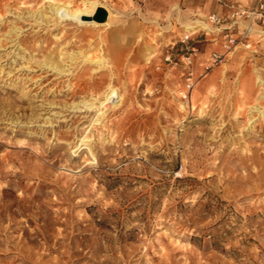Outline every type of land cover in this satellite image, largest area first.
I'll return each mask as SVG.
<instances>
[{
  "label": "rangeland",
  "instance_id": "1",
  "mask_svg": "<svg viewBox=\"0 0 264 264\" xmlns=\"http://www.w3.org/2000/svg\"><path fill=\"white\" fill-rule=\"evenodd\" d=\"M99 1L109 25L48 31L47 0H0V264H264V23ZM82 47L103 66L37 64Z\"/></svg>",
  "mask_w": 264,
  "mask_h": 264
},
{
  "label": "bare ground",
  "instance_id": "2",
  "mask_svg": "<svg viewBox=\"0 0 264 264\" xmlns=\"http://www.w3.org/2000/svg\"><path fill=\"white\" fill-rule=\"evenodd\" d=\"M34 1H38V0H34ZM47 1H48L47 3L50 2L49 6H45V4H44L38 8H34V12H30V15H27L26 18H33L35 23L46 25L45 27H47L48 31H52L53 29H55V30L63 29L64 27H63L62 23L65 20H67V18L71 14H73L74 19L76 20V23H78L79 25H84V24H91L94 26H96V25H109L111 22V19H112L111 11L99 0L85 1V3H87V5H86L87 8L76 9L75 13H72L73 12V6H72L71 2H68V1L63 2L62 0H59V1L47 0ZM100 7H104L108 10V18H107L106 22L100 23V22H97L93 19H86L85 18V17H94V15L96 14L97 10ZM49 12L51 13V15L49 14ZM20 18L24 19L25 16L22 15V16H20ZM51 26H54L53 29L51 28ZM197 26H199V24L198 25L190 24V25L186 26V29L188 31L189 30L191 31V29H195ZM18 31H19V28L16 25H13L10 32H15L17 34ZM55 36L57 37V35H55ZM58 38L59 37H57V39ZM59 51L60 52L58 55L57 54L53 55L52 50L48 51V52L44 53V55H43L44 57L42 56L44 58L43 60L37 61L38 66H40L43 69L50 70V71H52V73L54 72V74H57V76H59L58 78H60L64 75H69L70 70L72 69V65L77 64L78 60L81 57L86 62L85 63L86 65L84 67H82V70H81L82 75L88 73L87 72L88 70L95 71L99 67L103 66L102 65L104 62L103 59H101L99 56H96V57L91 56L90 54H88L86 52V49L83 47L77 53H75L73 51L70 52V55L67 58V60H69L70 64H67L66 63L67 61H65V59H63V57H61V55H63V53H64L63 50L59 49ZM67 52L69 54V51H67ZM91 65H98V67L93 68V70H92ZM48 73L49 72H46L45 75L42 76L41 82L39 84H42L45 80L49 79L50 76L48 75ZM80 79L81 78H79V80ZM35 82L38 83V80L37 81L35 80ZM76 92L77 91H75V90L71 92V94H70L71 98L76 97Z\"/></svg>",
  "mask_w": 264,
  "mask_h": 264
},
{
  "label": "built area",
  "instance_id": "3",
  "mask_svg": "<svg viewBox=\"0 0 264 264\" xmlns=\"http://www.w3.org/2000/svg\"><path fill=\"white\" fill-rule=\"evenodd\" d=\"M221 3H224L227 7L226 12H211L209 14V20L212 23L222 24L225 27V30L230 29L233 24H237L241 19H250L253 22H263L264 23V0H254L250 5H243L236 1H227V0H218ZM244 30L239 31L236 35L235 33L226 32L225 37L227 40L224 42V47L228 52L232 50L234 46L237 45V38L234 37L243 35ZM212 61H217L218 59H223L221 55L216 53L212 54ZM191 83L188 84L190 88Z\"/></svg>",
  "mask_w": 264,
  "mask_h": 264
},
{
  "label": "water",
  "instance_id": "4",
  "mask_svg": "<svg viewBox=\"0 0 264 264\" xmlns=\"http://www.w3.org/2000/svg\"><path fill=\"white\" fill-rule=\"evenodd\" d=\"M86 19H93L97 22L103 23L106 22L108 18V11L104 7H100L94 17H85Z\"/></svg>",
  "mask_w": 264,
  "mask_h": 264
},
{
  "label": "crops",
  "instance_id": "5",
  "mask_svg": "<svg viewBox=\"0 0 264 264\" xmlns=\"http://www.w3.org/2000/svg\"><path fill=\"white\" fill-rule=\"evenodd\" d=\"M209 1L212 2V11L211 12L221 13V12L227 11V7L224 3H221L218 0H208V2Z\"/></svg>",
  "mask_w": 264,
  "mask_h": 264
}]
</instances>
